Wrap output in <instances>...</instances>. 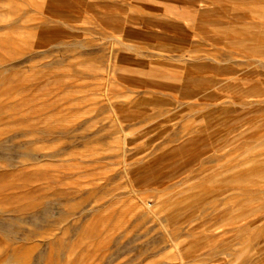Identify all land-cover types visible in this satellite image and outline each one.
<instances>
[{"label":"rangeland","instance_id":"1","mask_svg":"<svg viewBox=\"0 0 264 264\" xmlns=\"http://www.w3.org/2000/svg\"><path fill=\"white\" fill-rule=\"evenodd\" d=\"M0 264H264V5L0 0Z\"/></svg>","mask_w":264,"mask_h":264},{"label":"bare ground","instance_id":"2","mask_svg":"<svg viewBox=\"0 0 264 264\" xmlns=\"http://www.w3.org/2000/svg\"><path fill=\"white\" fill-rule=\"evenodd\" d=\"M257 4L264 5V0H256Z\"/></svg>","mask_w":264,"mask_h":264}]
</instances>
